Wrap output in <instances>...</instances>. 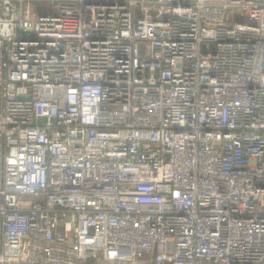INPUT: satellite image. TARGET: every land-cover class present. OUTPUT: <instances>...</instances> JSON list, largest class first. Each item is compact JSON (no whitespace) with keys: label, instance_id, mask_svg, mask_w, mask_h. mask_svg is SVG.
Returning <instances> with one entry per match:
<instances>
[{"label":"built area","instance_id":"obj_1","mask_svg":"<svg viewBox=\"0 0 264 264\" xmlns=\"http://www.w3.org/2000/svg\"><path fill=\"white\" fill-rule=\"evenodd\" d=\"M0 264H264V0H0Z\"/></svg>","mask_w":264,"mask_h":264},{"label":"rangeland","instance_id":"obj_2","mask_svg":"<svg viewBox=\"0 0 264 264\" xmlns=\"http://www.w3.org/2000/svg\"><path fill=\"white\" fill-rule=\"evenodd\" d=\"M49 9H50V6H48V5H46V6H37L36 7V12L38 13V12L42 11V12L47 13Z\"/></svg>","mask_w":264,"mask_h":264}]
</instances>
